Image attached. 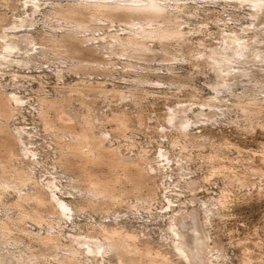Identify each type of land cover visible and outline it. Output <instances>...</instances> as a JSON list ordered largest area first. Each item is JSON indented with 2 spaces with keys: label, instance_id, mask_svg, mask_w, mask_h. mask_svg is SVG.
Returning <instances> with one entry per match:
<instances>
[{
  "label": "rangeland",
  "instance_id": "obj_1",
  "mask_svg": "<svg viewBox=\"0 0 264 264\" xmlns=\"http://www.w3.org/2000/svg\"><path fill=\"white\" fill-rule=\"evenodd\" d=\"M68 2L41 0L36 11L32 0L0 2V37L10 33L23 49L16 57L33 60L0 66V94L22 100L12 102L10 119L0 120L7 129L0 133V183L10 186L0 194V264H56L70 245L81 247L77 242H85L101 224L134 235L177 264H264V59L242 64L252 76L226 78L234 87L222 90L204 58L230 39L264 52V13L250 3L184 0L170 16L183 39L150 40L151 53L133 56L113 39L128 35V20L90 21L82 34L90 40L78 54L85 69L76 71L60 44H39L49 33L74 27L52 14L57 3ZM16 25L22 27L10 32ZM45 98L53 107L44 120ZM241 104L257 111L245 112ZM171 110L176 118L187 112L193 122L188 136L167 123ZM85 127L104 138L102 160L93 164L61 153L63 146L75 149L63 134ZM174 137L181 141L176 146ZM159 149L170 153V163L158 156ZM121 158L151 169L154 201L147 208L136 206L139 195L148 197L146 187L113 208L86 206L89 179H111L112 161ZM26 176L30 179L22 182ZM56 199L70 203L71 216L53 209ZM177 248L186 254L178 255ZM107 257L99 263L116 264ZM81 259L88 262L84 255Z\"/></svg>",
  "mask_w": 264,
  "mask_h": 264
},
{
  "label": "bare ground",
  "instance_id": "obj_2",
  "mask_svg": "<svg viewBox=\"0 0 264 264\" xmlns=\"http://www.w3.org/2000/svg\"><path fill=\"white\" fill-rule=\"evenodd\" d=\"M1 1L2 0H0V2ZM182 1L184 0H70V2L65 5H63L62 3H57L55 8L53 9L52 14L60 17L61 19L69 23L70 26L73 25L74 27L68 29L67 31H63V33L61 34L49 33L42 38V41L39 44L43 45L44 47L49 43H51V45L52 43L56 44L57 47L59 46L58 44H60L59 47H62L64 49L63 53L67 54L71 60L75 61L73 64V68H76V71H84L83 69H85V66L83 65V62L79 60L78 54L81 53L83 45L90 39L86 36H82V34L90 28V21H98L102 18L106 20L107 18L112 23L114 22V20L119 19L123 21L128 20L130 24L128 35L125 38H121L120 35H118V37H113L115 45L122 46L123 50L126 52L129 49V51H131L132 53V56L134 55V53H148L151 51L150 47L147 44V42L150 40L166 43L178 38L183 39L182 31L175 23V20L173 21L170 17L174 16V9H181L179 3ZM224 1H237L239 4L240 2H242V4L250 3L248 5L251 8H255L256 11L260 10V14H262V12L264 13V0ZM40 4L41 0H32L31 9L33 11H36L40 7ZM182 8H184V6H182ZM160 19L162 21H160ZM28 26H30V24H28ZM19 27L22 26L16 25L11 27L14 30H10V32L17 31ZM9 34L4 32V35L0 37V66H8L10 64H13L14 62H17L19 65H26L33 61L30 60V58L26 60V58L19 59L16 57L23 49L13 43V41L10 39ZM240 38H242V36H240ZM108 44H112V42H109ZM33 50L34 48H32L30 52ZM97 51L98 49L95 48L94 52ZM46 52L47 50H43L44 54H46ZM211 52L212 53L208 54V56H206L205 54L204 58H207V63L215 68L217 76L219 78L217 86L218 88H222V90H228V88H230L231 90L232 87H234V84H227L225 80L226 78H236L237 75H242L245 77L252 76V74L249 73V70L246 67L242 66V64H246V66H252L253 63L258 62V60L250 62V60H252L253 58L264 59V52L260 53L258 51H253L250 49L249 45L242 42V40L235 39L224 40V45L222 47H219L217 49L215 48ZM260 62H262V60H260ZM1 94L0 120H2L1 118L8 120L13 116L14 113V108L12 109V102H14V105H16L19 104L22 100L15 94L9 99H5ZM215 94H218L216 90ZM51 102L48 101L47 98L42 99L43 108L41 107V115L43 116L42 118L44 120L46 119L47 108H49L50 106L53 107V104L51 105ZM212 102H220V100H218V98H214ZM241 107L245 112L257 111L256 109H253V106L251 104H241ZM170 114H172V110L170 111ZM182 116H184V118H176L175 114H172L169 116L167 123L174 124V126H179V133L181 135L188 136V130L193 122L192 120H188L187 112H182ZM65 119L66 118L63 117L64 121ZM117 120L120 121V128L124 129L122 119L117 118ZM178 120H182V124H176ZM86 123L88 125L89 121L87 120ZM5 126V123H3V121H0L1 135L3 131L7 130L5 129ZM7 136H9V134ZM9 137H12L14 140H16V142L20 139L16 135H12V133ZM63 137L65 139L69 138L68 143L72 144L73 147H75V149H72V147L66 148L63 146L61 148V153L63 154L62 156L64 158H68V156L79 155L82 157H87V160H89L88 162L91 161V163L96 162L97 160L98 162L102 160L101 154L103 153H101V151L104 149V138L96 137L89 128L85 127L80 133L77 134H63ZM177 137H174L172 141L174 146L178 145L181 142L179 140L180 138ZM21 141L22 140H20V142ZM186 147L187 145H185V148L182 149L186 150ZM158 156H160V158H162L167 163L171 162L170 153L167 151L159 149ZM0 162L3 163V161ZM112 162V164H110L114 170V177L106 180H101L100 178L89 179L90 182L89 185L87 184L86 197L84 200V202H86L87 204L86 206L90 207L91 209L113 208V206L129 202L131 196H136L139 193L141 194V191H143L142 189H146L147 187L149 189V195H147L148 197L139 198V195V203L137 202L136 205L140 208H147L150 205V202L153 200L155 193L154 186L150 188L151 186L149 185L150 180L153 179V177L150 175L151 169H147L141 166L136 168L134 167L133 162L125 158L116 159ZM65 163H67V166L69 162H67L66 160ZM68 167H70V165ZM29 179L30 177L26 176L22 178V182H27ZM241 179L239 181L244 185L245 182L241 181ZM6 187L10 186L5 183H0V194L1 191ZM52 193L55 196V193L53 191ZM34 197L39 203L45 202V199L40 194H37ZM168 202V208L172 210V208H170L171 201L168 200ZM51 206L57 213H61L64 217H69V215L71 216L74 211L70 203L61 201L59 199H56L55 202L51 204ZM83 209L84 211L86 210L85 208ZM35 216L37 217V214H35ZM174 217L175 216H172L171 219L173 220ZM92 233L93 234L90 233L86 236L85 242H77V245L81 247H76L73 244L70 245L67 254L56 259V264H82L86 262L81 259L82 255L86 257V260H88V262L86 263L91 262V264L92 261L93 264H107L106 261L102 263V260H104L108 255H112L116 259V264H177L176 262L172 261L170 257L165 256V254L162 255V253L160 252H154L149 243H143L144 245H141V241H139L134 235H129L128 233L120 231L119 229H116L109 225L101 224L99 228H95L94 226V228H92ZM47 238L48 240H51L50 237ZM176 251L180 256L186 254L183 252L184 250L182 251L178 248L176 249ZM100 259H102L101 263H99ZM2 262L3 260H0V263Z\"/></svg>",
  "mask_w": 264,
  "mask_h": 264
}]
</instances>
